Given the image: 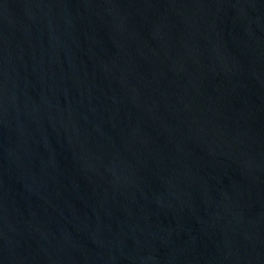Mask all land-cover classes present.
I'll list each match as a JSON object with an SVG mask.
<instances>
[{
    "label": "water",
    "instance_id": "obj_1",
    "mask_svg": "<svg viewBox=\"0 0 264 264\" xmlns=\"http://www.w3.org/2000/svg\"><path fill=\"white\" fill-rule=\"evenodd\" d=\"M0 264H264V0H0Z\"/></svg>",
    "mask_w": 264,
    "mask_h": 264
}]
</instances>
